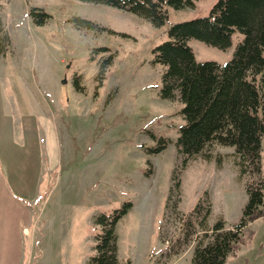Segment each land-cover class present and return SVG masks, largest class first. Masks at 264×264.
Returning <instances> with one entry per match:
<instances>
[{"label":"rangeland","instance_id":"374dc122","mask_svg":"<svg viewBox=\"0 0 264 264\" xmlns=\"http://www.w3.org/2000/svg\"><path fill=\"white\" fill-rule=\"evenodd\" d=\"M215 1L169 5L166 22L154 25L99 2L0 0V35H10L0 53V175L22 203L10 198L22 220L17 264H84L94 252L96 217L116 209L119 258L190 264L193 242L174 257L169 239L175 214L204 190L210 224L239 221L247 196L233 146L211 143L210 159L183 166L176 142L183 103L177 90L162 97L164 66L154 61L171 24L206 15ZM31 7L47 16L39 22ZM242 37L234 28L225 47L195 37L187 43L196 61L225 63ZM256 82L264 94L259 76ZM261 164L264 180V138ZM0 195H7L1 177ZM243 238L225 264H264V218L250 222Z\"/></svg>","mask_w":264,"mask_h":264},{"label":"trees","instance_id":"16d2710c","mask_svg":"<svg viewBox=\"0 0 264 264\" xmlns=\"http://www.w3.org/2000/svg\"><path fill=\"white\" fill-rule=\"evenodd\" d=\"M86 1L126 9L154 25L166 22L169 5L178 8L193 4V0ZM35 9L40 10L41 22L47 13L40 7H31L29 14L37 13ZM73 19L90 22L79 17ZM234 28L239 29L243 37L227 62L195 60L187 43L189 37L225 47L230 44ZM9 42L10 35L5 30L0 35V53H5ZM153 51L154 61L164 66L162 97H172L177 90L183 103L181 113L185 122L179 127L176 141L183 166L197 156L210 159V153L205 150L211 143L233 146L231 159L247 196L239 221L228 228L222 218L209 223L211 202L204 190L191 209L175 214V221L179 223L169 239L170 246L177 244L172 254L178 256L193 242L190 264H225L226 256H234L244 243L243 232L249 223L264 218L261 164L264 94L260 93L256 82L259 76V83H264V0H216L206 15L171 24L167 38ZM118 211L96 217L94 252L84 264H132L129 257L118 256L115 232V223L120 217Z\"/></svg>","mask_w":264,"mask_h":264},{"label":"crops","instance_id":"0c3cea01","mask_svg":"<svg viewBox=\"0 0 264 264\" xmlns=\"http://www.w3.org/2000/svg\"><path fill=\"white\" fill-rule=\"evenodd\" d=\"M0 177L1 188L7 192L6 196L1 197L0 195V264H17L19 262V260L16 262L19 241L18 235L22 220L12 211V207L19 208V206H17L18 203L16 201H12L11 199L18 200L20 203L21 201L16 194L7 188L6 181L3 180V177L1 175ZM3 206H6V208L4 209Z\"/></svg>","mask_w":264,"mask_h":264}]
</instances>
